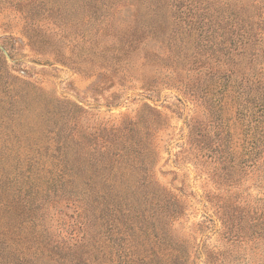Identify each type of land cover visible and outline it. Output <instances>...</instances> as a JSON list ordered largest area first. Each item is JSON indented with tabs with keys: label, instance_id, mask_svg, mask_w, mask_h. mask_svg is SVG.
Listing matches in <instances>:
<instances>
[{
	"label": "rangeland",
	"instance_id": "obj_1",
	"mask_svg": "<svg viewBox=\"0 0 264 264\" xmlns=\"http://www.w3.org/2000/svg\"><path fill=\"white\" fill-rule=\"evenodd\" d=\"M0 185V264H264V0H0Z\"/></svg>",
	"mask_w": 264,
	"mask_h": 264
},
{
	"label": "trees",
	"instance_id": "obj_2",
	"mask_svg": "<svg viewBox=\"0 0 264 264\" xmlns=\"http://www.w3.org/2000/svg\"><path fill=\"white\" fill-rule=\"evenodd\" d=\"M2 186L0 185V221L2 220V216H10L11 212V207H9L7 205V203H5L3 200H2ZM25 196H21V195H18V202L21 203V206H20V210L21 212L25 211L26 210V207L27 205L29 204L28 201L24 200ZM28 211H31V208H27ZM10 229V231L12 232H16L17 230L15 228H8Z\"/></svg>",
	"mask_w": 264,
	"mask_h": 264
}]
</instances>
